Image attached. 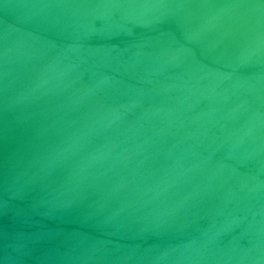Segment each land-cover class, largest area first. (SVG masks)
Listing matches in <instances>:
<instances>
[{"label": "water", "instance_id": "water-1", "mask_svg": "<svg viewBox=\"0 0 264 264\" xmlns=\"http://www.w3.org/2000/svg\"><path fill=\"white\" fill-rule=\"evenodd\" d=\"M0 264H264V0H0Z\"/></svg>", "mask_w": 264, "mask_h": 264}]
</instances>
